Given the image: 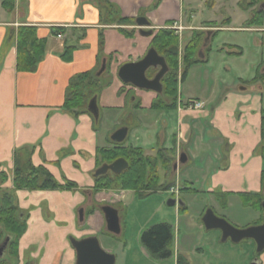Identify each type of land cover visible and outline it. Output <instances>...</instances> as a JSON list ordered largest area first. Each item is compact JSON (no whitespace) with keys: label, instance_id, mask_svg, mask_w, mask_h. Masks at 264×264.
Returning a JSON list of instances; mask_svg holds the SVG:
<instances>
[{"label":"crops","instance_id":"obj_1","mask_svg":"<svg viewBox=\"0 0 264 264\" xmlns=\"http://www.w3.org/2000/svg\"><path fill=\"white\" fill-rule=\"evenodd\" d=\"M13 2L12 12L3 9L0 2V191H12L14 154L19 150L23 153L24 149H29V156L24 155L23 159H29L34 167H44L59 184L69 181L77 185L76 191L12 192L16 206L26 219V230L20 238L22 246L38 244L41 250L47 247L50 235L59 231L63 233V241L69 242L72 234L85 232L79 237L81 240L97 236L105 228L100 208L106 202L103 195H109L110 191H94V174L99 169L96 155L103 146V138L91 116L73 117L61 110L71 80L94 72L103 59L111 61L110 77L116 75L123 65L117 61L120 48L140 36L136 18H145L149 29L156 31L167 29L168 22L181 26L186 15L184 17L179 0H162L156 9H152L155 0H107L114 11L111 20H106L107 13L96 0ZM120 19L133 23H121ZM21 27L35 28L36 39L45 42L42 61L30 73L19 72L16 68L17 33ZM120 29L125 30V34ZM172 29L182 40L183 32L189 28ZM129 32H133L132 37L125 36ZM148 39L150 49L151 36ZM67 48H72L68 61L63 58ZM146 52L139 53L140 57L131 61L129 55L126 63L141 60ZM119 89L120 86L115 93L119 94ZM145 93L144 97L138 96L140 108L130 115L134 121L128 133L133 132L135 144L137 142L131 146L152 151L160 144V149L175 150L176 160L183 154L186 161L178 164L172 173H183L185 188L190 190L195 183L203 182L205 193L228 215L227 222L233 227L245 229L261 225V213L243 204V200L261 196L264 202V160L259 153L264 110L225 98L211 111L206 108L207 103L194 97L186 100L200 101L201 110L185 107L178 110L179 104L186 102L177 100L174 130L171 143L167 144L169 122L165 115L171 112L151 110L155 97L149 99L150 92ZM118 96L122 98L121 103L105 109L121 110L124 96ZM112 196L118 198L120 195ZM219 200L226 201L225 208L220 207ZM80 210L83 211L82 222L79 221ZM89 211L92 213L88 214ZM248 212L253 216L243 219L248 217ZM28 236L36 238L27 241ZM219 237L220 234H212L211 243L216 244ZM67 249V260L75 264V251L71 245ZM196 252L203 251L199 248ZM177 255L180 253L173 255L174 264ZM38 257L37 264H46L41 253ZM115 258V264H124L123 261L117 263V256ZM253 262L264 264V259L254 258Z\"/></svg>","mask_w":264,"mask_h":264},{"label":"rangeland","instance_id":"obj_2","mask_svg":"<svg viewBox=\"0 0 264 264\" xmlns=\"http://www.w3.org/2000/svg\"><path fill=\"white\" fill-rule=\"evenodd\" d=\"M179 2L182 5L186 19L181 26L172 24L165 27L168 30H174L172 28H189L185 32L182 31V40L178 36L179 50L180 46L185 44L186 37H189L193 30L205 33L207 32L205 29H210V31L215 33L213 35L211 33L212 36L210 35L208 44L210 51L205 54L206 62L191 67V70L189 69L188 71L187 79L185 78L186 80L182 82L179 79L181 71L179 66L177 70L179 79L177 100L183 103L187 102L186 99L188 97H194L207 103L205 104L206 108L214 111L225 98H230L231 102L235 101L240 102L241 105L259 106L264 110V86L260 83L252 82L256 74L264 70V13L262 14L260 27L246 28L253 12L259 8L258 6L245 11L241 8L244 3L240 5L242 0H179ZM262 3H264V0ZM193 28H202V30ZM225 28H230L231 30H225ZM188 34L189 36H187ZM205 38L206 35L203 34V42ZM203 42L200 45V50L202 51L204 50L202 49ZM148 46V37L136 36L133 43H128L126 47L120 48L117 57L118 63L124 64L129 61V55L131 56L130 61L136 60L140 57L139 53L143 54L149 49ZM221 48L224 50L220 52L219 49ZM225 52L239 55L228 56ZM101 62L102 60H100L98 69L92 72L94 76L98 72ZM109 70L110 67L108 66L104 74L99 77L102 88H105V90L97 92L96 95L99 109L98 120L95 122L93 117L89 115L94 122L95 128L103 138L101 149L110 148L113 145L110 141V136L113 132L124 127L128 128L131 126L132 128L131 123H133L134 119L132 120L130 115L133 112L136 113L134 109L140 108L138 96L144 97V94H146L145 91L123 85L118 79L117 73L110 77ZM154 71L150 69L147 74H152ZM118 86H120L119 94L115 93ZM149 94L148 96L146 95L149 99L155 97V101L170 103V100L165 99L163 94L160 96ZM118 95L124 96L123 108L121 110L116 108L105 109V107H114L121 103L122 98L120 99ZM136 106H139V108H136ZM174 111L170 110L169 112L171 113L165 115L169 122L167 144L171 143L172 129L174 130ZM122 144H124V147L135 148L131 146L137 144V142L135 144L133 132L128 133ZM160 147L159 144L154 148L156 150L152 151L147 148L145 150L140 149L144 156L154 158L157 156L158 151L161 150ZM164 150L168 152L166 154L169 157L171 154L175 157V150ZM98 160L100 161V157H98ZM176 161L175 159L174 163ZM100 166L102 167V165ZM157 173L160 178V185L171 181L175 183L169 189L177 188L176 196H170L168 194L169 190L158 191L146 197H139L132 191H110L109 195H103L106 198V202H103L104 204L101 206H110L118 211L121 234L112 236L105 227L94 237L97 238L101 250L105 253H108V251L112 252L113 254L111 255L117 256V263L123 261L124 264H174V257L165 261L152 259L147 253H144L145 250L140 243V236L146 229L162 223L172 227L173 242L171 248L173 254L180 253L181 256L189 261V264H240L245 262L249 254L251 256L246 260L245 264H252L254 258L264 259V251L257 253L255 243L252 240H244L237 244L232 243L230 240L221 242L219 230L207 231L204 228L202 217L209 209L214 211L219 218L225 219V221H228L229 217L212 203L211 197L203 189V182L200 184L195 183L189 191L185 189L183 191L185 178L182 172L180 174L177 171L175 174L171 171L168 175V173L159 168ZM166 176L168 178H165ZM194 176L199 177L198 174H194ZM101 192L108 191H98L96 193ZM113 194H119L120 196L115 198L112 196ZM170 198L176 202L175 206L166 205L167 200ZM179 202L185 208L182 211H179L181 207L178 204ZM95 205L100 207V204L96 202ZM251 214V212H248V217H243V219L251 218L253 216ZM240 227L237 226L236 228L242 229ZM62 234V231H59L50 235L51 238L47 247L41 250L38 244L23 247L19 239V250L17 247L16 257H11L6 253L7 244L2 259L7 264H37V260H39L37 256L41 253L46 264H71L67 260V253L69 252L67 247L70 245L68 241H63ZM212 234H220L216 244L211 243ZM83 235H85V232L81 231L72 234L69 239L79 240V237ZM33 238H36V236H28L26 240L32 241ZM199 248L203 251L201 254L196 252V249Z\"/></svg>","mask_w":264,"mask_h":264},{"label":"trees","instance_id":"obj_3","mask_svg":"<svg viewBox=\"0 0 264 264\" xmlns=\"http://www.w3.org/2000/svg\"><path fill=\"white\" fill-rule=\"evenodd\" d=\"M162 0H155L152 9H156ZM263 0H242L240 5L242 9L247 11L254 6L261 5ZM96 4L105 10L106 20H111L114 17L113 7L107 0H96ZM1 7L8 12L14 10L13 0H2ZM264 10L256 9L248 21L246 28L260 27L262 14ZM121 23H133L127 20L120 19ZM173 23L168 22L167 26ZM125 34V30L120 29ZM213 31L201 33L193 30L190 36L185 41L179 50V38L175 34V30L159 29L152 31L150 47L153 48L159 56L163 57L168 67V72L164 77V82L167 83L166 95L172 98V102L165 103L161 101L152 102L150 109L153 111H170L177 108V93H178V68L181 69V82L187 77L191 67L206 62L205 54L210 51L209 46L206 47L199 55L200 45L203 42V34L207 35ZM133 32L126 34V37H132ZM211 35V36H212ZM102 45L103 41L100 42ZM45 42L36 39L35 28L21 27L17 33V58L16 68L19 72H34L38 64L42 61L44 55ZM70 49L67 48L63 55L65 60H70ZM221 48L219 51H223ZM68 52V53H67ZM226 55H239L232 52H225ZM107 59V58H106ZM107 59L106 69L111 61ZM253 83H260L264 86V70L256 74ZM101 85V80L96 78L92 73H84L74 77L65 94V99L61 110L70 114L73 117H78L82 114H88L87 104L97 95V92H102L104 88ZM139 108V106H136ZM22 152V151H21ZM15 152L14 167L12 171V191H0V244L6 238H9L6 253L11 257H16L18 240L26 230V219L15 204L12 192L16 191H76L77 185L73 182L65 181L64 184H59L44 167H34L29 159H23V156H29V149H24ZM21 153V154H20ZM166 150L158 151L156 157L144 156L140 148L124 147V144H114L110 148H103L97 151L96 165L98 168L105 165H110L118 159H123L127 163V168L120 174L106 173L98 177H94V191H132L139 197H146L158 191H168L174 186V182L160 185V178L157 173L160 168L168 175L171 173L172 164L175 162V157L168 156ZM259 153L264 160V127L261 129V145ZM21 155V156H20ZM100 157V161L98 160ZM22 158V160H21ZM28 158V157H27ZM100 166V167H99ZM1 175V180L3 181ZM165 178H168L166 176ZM189 191L183 187V191ZM219 199V198H218ZM220 207L225 208L226 201H220ZM263 199L261 196H250L243 200V204L261 213L262 222L264 221V210L262 207ZM185 208L181 206L179 211ZM89 211L88 214H91ZM261 222V223H262ZM173 231L172 227L166 223L157 224L146 229L140 236V243L146 253L152 259L165 261L173 257L172 251ZM0 264H7L2 257ZM176 264H188L185 257L177 255Z\"/></svg>","mask_w":264,"mask_h":264},{"label":"water","instance_id":"obj_4","mask_svg":"<svg viewBox=\"0 0 264 264\" xmlns=\"http://www.w3.org/2000/svg\"><path fill=\"white\" fill-rule=\"evenodd\" d=\"M259 10H264V3H262ZM135 24L139 30V35L149 37L152 31L149 29V22L143 18L138 17ZM211 33L208 32L204 39L202 49H205L209 44ZM202 50L199 51V55ZM150 69H159L153 79L149 80L146 77V72ZM106 71V60L103 59L101 66L96 73V78L101 77ZM168 67L163 57L150 48L144 57L132 63L123 64L117 71V77L123 85H130L133 88L141 91H149L156 94L162 92L161 79L167 74ZM87 112L93 117L94 121L98 120L99 109L97 105V97L94 96L87 104ZM128 135V128H120L113 132L110 136V141L114 144H122ZM186 161L185 156L182 154L173 164V172L177 169L178 164ZM127 168V163L123 159H118L110 165H105L96 170L94 177L105 175L108 172L113 174H120ZM182 206L181 202L178 203ZM167 206H175L173 199H168ZM264 210V202L262 203ZM100 211L103 215L105 227L109 234L118 236L121 233L120 219L118 211L110 206H102ZM79 221H83V211H79ZM202 224L207 231L219 230L221 233V242L230 240L232 243L237 244L244 240H252L256 246V252L261 253L264 251V221L261 225L248 227L245 229H237L230 225L227 221L217 217L214 212L209 209L202 217ZM9 239L7 238L0 247V258L3 256L4 249L7 246ZM69 243L76 254L75 264H115V257L109 253H105L99 247L97 238L89 237L82 240L70 239ZM252 264H256L253 262Z\"/></svg>","mask_w":264,"mask_h":264},{"label":"built area","instance_id":"obj_5","mask_svg":"<svg viewBox=\"0 0 264 264\" xmlns=\"http://www.w3.org/2000/svg\"><path fill=\"white\" fill-rule=\"evenodd\" d=\"M58 38H60V36H57ZM179 104V107H178V110H180L181 107H185L189 110H201L203 108V104L200 102V101H197V100H188L185 104ZM177 188H171L169 189L168 191V194L170 196H176L177 195Z\"/></svg>","mask_w":264,"mask_h":264},{"label":"flooded vegetation","instance_id":"obj_6","mask_svg":"<svg viewBox=\"0 0 264 264\" xmlns=\"http://www.w3.org/2000/svg\"><path fill=\"white\" fill-rule=\"evenodd\" d=\"M158 70L159 69H156L152 74H147V72H146V77H147V79H149V80H151V79H153V77L155 76V74L158 72ZM165 77V76H164ZM164 77L161 79V85H162V92L160 93V94H156V93H153V92H150V93H152L153 95H155V96H160L161 94H163V96L165 97V99H169L170 100V102H172V98L171 97H168L165 93H166V87H167V83H165L164 82ZM178 78V77H177ZM149 92V91H148ZM153 101H155V100H153ZM171 154V153H170ZM172 155V154H171ZM172 171V170H171ZM7 239V238H6ZM5 239V240H6ZM9 239V238H8ZM4 243V242H3ZM2 243V244H3ZM9 243V242H8ZM2 244H0V246H2ZM4 254V253H3Z\"/></svg>","mask_w":264,"mask_h":264}]
</instances>
